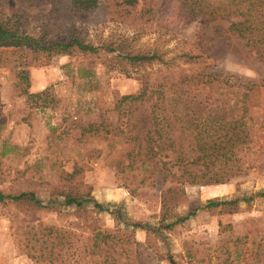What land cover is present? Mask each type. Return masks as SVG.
Returning a JSON list of instances; mask_svg holds the SVG:
<instances>
[{
    "label": "rangeland",
    "instance_id": "374dc122",
    "mask_svg": "<svg viewBox=\"0 0 264 264\" xmlns=\"http://www.w3.org/2000/svg\"><path fill=\"white\" fill-rule=\"evenodd\" d=\"M80 1L0 0V21L24 34L44 41L77 36L114 49L45 56L0 44V192L89 196L162 225V235L125 231L91 203L45 209L0 202V264H264L263 197L240 199L232 212L202 207L208 199L264 191V65L229 30L233 18L186 21L175 0H94L89 7ZM129 52H156L161 60L134 64L123 57ZM190 55L197 57L187 62ZM143 81H183V100L191 104L180 110L194 105L201 116L186 130V144L212 115L223 121L211 128L236 124L247 131L234 156L238 169L217 170L228 181L189 182L170 151L166 169L150 174L139 167L150 102L118 98L136 94ZM195 154L188 150L184 161ZM196 206L202 208L179 220ZM48 228L52 234L42 236ZM99 231L111 236H98L96 248Z\"/></svg>",
    "mask_w": 264,
    "mask_h": 264
},
{
    "label": "trees",
    "instance_id": "16d2710c",
    "mask_svg": "<svg viewBox=\"0 0 264 264\" xmlns=\"http://www.w3.org/2000/svg\"><path fill=\"white\" fill-rule=\"evenodd\" d=\"M177 2L178 15L183 20H195L202 18L204 21H213L218 17H231L233 21L229 25V30L239 37L245 47L252 51L254 55L264 65V0H175ZM81 4L89 7L94 4V0H81ZM126 3L134 4L136 0H126ZM0 44H8L13 46H24L35 53L44 54L45 56H52L53 54H69L73 49L95 52L103 49L108 52L114 51L111 46H96L86 43L82 38L77 36H70L67 39L48 40L44 41L41 38L32 37L18 31L13 24L9 21H0ZM123 57L128 59L134 64L150 63L153 60H161L160 55L156 52L144 53H126ZM197 55L188 56L187 62L196 58ZM22 77L28 79V70H22ZM202 80H199V82ZM225 82L227 80H224ZM248 85V84H247ZM251 86H254L253 84ZM250 86V87H251ZM248 87V86H247ZM189 92L183 86V81L178 82H160L153 86H149L146 81L136 94L121 95L118 99L120 104L125 100L132 101H149V115H148V128L141 135V141L137 146L139 151L142 152L144 159L140 160L139 167L144 169L145 172L154 174L157 167L166 169L168 160V152L175 153L180 169L181 175L187 173V180L191 183H224L230 179L225 174H218V171H227L231 169H238V165L234 156L238 149L241 140L248 138L247 131L233 124L232 127L224 128L218 126L211 128V124L223 121L220 116L207 117L203 121L199 130L191 136L192 142L186 144L187 129H193L198 126L201 116L198 111L194 110V105L182 108L191 104L190 101L183 100L184 96ZM168 95H173L172 102L168 107ZM245 96L246 94L243 93ZM195 116L187 123V126L182 125L185 117ZM170 123V129H168ZM208 131H212L209 134ZM207 133L210 135L211 140H203L202 134ZM198 138L197 143L194 142ZM202 139V140H200ZM194 140V141H193ZM186 145V146H185ZM143 150V151H142ZM190 150L191 153L195 152L194 158L190 161H184V153ZM179 158V159H178ZM232 164V166H231ZM194 167V169L192 168ZM179 169V170H180ZM233 173V172H231ZM255 196L264 198V191L243 196L241 198H234L230 200L208 199L206 204L202 207H226V211H236L238 201H251ZM0 202H13V203H28L37 208L53 209L56 204L63 206H75L81 208L86 203L91 205L98 211H108L113 215L117 223L124 225V230L142 229L154 233L155 235H162V225L159 227L151 225L148 222H140L127 217L118 206L112 208L114 204H103L89 196H83L72 193H62L60 196L55 195L54 198H42L34 191H22L19 193L3 194L0 192ZM196 206L194 209L187 212L184 217L179 220H185L194 215L196 210L202 208ZM225 210V209H224ZM176 221L165 224V227H172ZM53 230L48 228L42 236H49ZM71 233V231H69ZM111 236L110 232H97L93 236V247L99 248L98 236ZM41 236V237H42ZM114 236V235H113Z\"/></svg>",
    "mask_w": 264,
    "mask_h": 264
}]
</instances>
